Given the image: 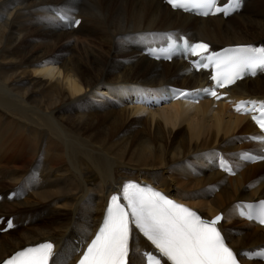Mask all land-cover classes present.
<instances>
[{
	"label": "bare ground",
	"instance_id": "6f19581e",
	"mask_svg": "<svg viewBox=\"0 0 264 264\" xmlns=\"http://www.w3.org/2000/svg\"><path fill=\"white\" fill-rule=\"evenodd\" d=\"M58 6H75L79 26L57 19L50 9ZM166 33L208 42L210 52L264 45V0H243L227 19L183 14L163 0H0V218L17 224L0 232V261L52 242L61 260L75 264L111 194L129 181L155 186L205 219L223 214L234 251L264 244V228L237 214L240 203L264 199V162L240 161L254 148L261 153L264 141L252 142L262 135L251 113L235 110L264 100V75L220 93V102L134 106L140 95L168 101L166 91L195 89L208 78L186 60L149 59L145 52L165 43ZM18 150L41 162L26 166ZM220 155L235 177L218 170ZM139 249H151L142 237Z\"/></svg>",
	"mask_w": 264,
	"mask_h": 264
},
{
	"label": "snow or ice",
	"instance_id": "6c2138e0",
	"mask_svg": "<svg viewBox=\"0 0 264 264\" xmlns=\"http://www.w3.org/2000/svg\"><path fill=\"white\" fill-rule=\"evenodd\" d=\"M166 3L173 9L203 17L218 13L228 16L242 6L241 0H230L225 6H220L218 0H166ZM50 10L68 27L80 24L74 18L75 6H58ZM163 39L167 41V47L150 49L157 59L161 56L172 59L177 54L198 57L192 61L197 70L211 69L209 76L215 87L200 89L196 94L203 92L221 99L217 89H228L245 77L264 73V47L244 45L218 53L210 52L207 43H191L186 37L173 33L164 34ZM180 40L182 44L178 43ZM180 95L193 93L181 92ZM236 111L253 113L252 119L264 130V101H241L236 105ZM241 159L254 161L264 159V156L245 154ZM220 167L235 175L222 158ZM237 208L240 216L264 226V200L246 205L242 203ZM224 221L223 214L211 220L204 219L196 211L151 186L129 181L123 184L120 194L111 196L102 226L87 244L78 264H139L137 257L144 256L139 249L141 236L154 247L155 254L145 257L146 264H161V260L164 264H241L238 257L247 253L234 251L229 246L221 230ZM13 227L9 220L4 230ZM260 255L264 258V252ZM0 264H66V261L55 254L52 242H44L18 250Z\"/></svg>",
	"mask_w": 264,
	"mask_h": 264
},
{
	"label": "rangeland",
	"instance_id": "374dc122",
	"mask_svg": "<svg viewBox=\"0 0 264 264\" xmlns=\"http://www.w3.org/2000/svg\"><path fill=\"white\" fill-rule=\"evenodd\" d=\"M162 85H167V83L165 82V83H162L161 84V86ZM131 106V105H130ZM3 120V119H2ZM2 120H0V122L2 121ZM16 148L18 149V147H17V143H16ZM5 149H6V151H7V153H6V156L8 155V150H9V145L7 144V142H5ZM249 151H253V149H247V152H249ZM254 151H256L255 150V148H254ZM15 156L16 155H20V156H23L24 158H25V160H26V166H28V164L29 163H31L32 162V160L34 159V158H36V159H38L39 160V158L38 157H36V156H34L33 154H29V153H19V150L14 154ZM40 161V160H39ZM41 162V161H40ZM46 169H47V171H48V179H50L51 180V182L54 184V182H55V179L52 177V172H53V170L52 169H49V168H47V167H45ZM206 176V175H205ZM206 181H207V179H205ZM205 180H200L199 179V181H202V182H206ZM49 191L50 192H56V190H55V188H54V186H53V188H51V189H49ZM81 212H85L84 211V209H82L81 210ZM94 215V217H95V213L93 214ZM33 220H35L34 218H33ZM74 230V226H70L69 227V231H73ZM60 239V238H59Z\"/></svg>",
	"mask_w": 264,
	"mask_h": 264
}]
</instances>
